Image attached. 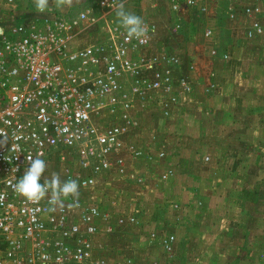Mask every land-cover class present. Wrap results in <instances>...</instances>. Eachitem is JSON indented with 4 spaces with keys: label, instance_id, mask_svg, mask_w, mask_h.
Here are the masks:
<instances>
[{
    "label": "built area",
    "instance_id": "2783aa9c",
    "mask_svg": "<svg viewBox=\"0 0 264 264\" xmlns=\"http://www.w3.org/2000/svg\"><path fill=\"white\" fill-rule=\"evenodd\" d=\"M16 2L3 0L8 15L0 14V264L154 263L129 255L130 245L119 241L142 225L139 208L116 197L105 204L101 195L116 182L144 181L131 171V158L143 150L129 133L149 105L169 115L173 98L153 97L170 91L174 56L160 59L146 50L156 29L148 18H142L143 43L129 38L119 20L108 22L116 0L68 14L36 7L24 15L15 14ZM169 2L173 9L204 10L206 0ZM243 7L260 14L264 2ZM99 21L105 28L82 41ZM261 31L253 21L249 34ZM186 81H179L184 90ZM37 156L47 165L41 182L53 175L74 179L78 197L53 204L50 192L39 202L18 194L16 179ZM152 233L149 242L159 236L158 247L171 256L173 236L161 237L160 228Z\"/></svg>",
    "mask_w": 264,
    "mask_h": 264
},
{
    "label": "rangeland",
    "instance_id": "374dc122",
    "mask_svg": "<svg viewBox=\"0 0 264 264\" xmlns=\"http://www.w3.org/2000/svg\"><path fill=\"white\" fill-rule=\"evenodd\" d=\"M215 1L190 12L181 4L173 9L169 0H116L108 15V22H118L121 4L143 19L157 15L160 19H153L163 23L166 43L195 54L193 107L175 111L170 104L165 115L149 105L136 115L138 128L129 138L143 153L131 158V171L144 179L141 186L120 181L101 195L105 204L116 197L124 206L139 208L142 225L119 241L130 245L129 255L135 258H154L152 264H264V42L261 49L253 46L260 35L249 34L259 14H250L254 19L245 25L235 0ZM95 2L48 0V8L68 14ZM2 3L5 17L8 8ZM16 6L15 14L24 15L35 10L36 0H17ZM169 18L179 23L176 35ZM105 26L99 21L95 30L81 34L82 41H90ZM239 31L243 38L237 45ZM171 34L179 40H170ZM177 58L181 91L189 58ZM235 63L238 70L230 74ZM164 93L175 102L172 90ZM159 228L161 237L173 236L171 256L158 247L159 236L153 238L156 243L149 242Z\"/></svg>",
    "mask_w": 264,
    "mask_h": 264
},
{
    "label": "crops",
    "instance_id": "0c3cea01",
    "mask_svg": "<svg viewBox=\"0 0 264 264\" xmlns=\"http://www.w3.org/2000/svg\"><path fill=\"white\" fill-rule=\"evenodd\" d=\"M209 1H212L213 2L214 0H206V2H209ZM219 1H221V0H219ZM219 1H215V2H219ZM252 3H258L259 4L260 3V0H259V2H258V0H249V1L248 0H240V1L235 2V4H237V8L234 6L235 9L237 11H241L242 16H244V19L247 20V22L245 23V25L246 24H249V22H251V20L254 19V16L253 15L251 16L249 14V16L247 17L246 14H245V12H244V7L243 6L244 5H247V4H252ZM157 10H159V7L156 8V11ZM193 10L194 9L189 8L188 11L192 12ZM154 17L155 16L153 15L152 17L148 18L150 20L149 22L152 21V24L155 25V28L156 29H155L154 34L152 35L151 44L146 48V50H148L151 53H155L157 55V57H159L160 59H162L163 56H165L164 54H171V56H174V58L176 60V63H174L173 66H172V68H173V76H174L173 79H174V82L172 83V87L170 89V91L172 90L174 92V94H176V98H175V102L174 103L171 102L172 103L171 109L173 107V109H175V111H180L184 107L185 108H188L189 105H191V107H193L192 106L193 105L192 102L190 103L189 101H192L193 100V96H192V98H190V96L195 93V91H194L195 88H194V84H193V80H192V76H193L194 72L197 69L196 68L195 54L194 53H191V52H188L187 49L183 50V48L180 45H178V44L170 43V41H168L166 43V39L168 38V35L166 34L167 31L166 30H165V32L162 31V28H163L162 27V24L163 23L160 24L161 21H156L157 19H160V18H158L157 15H156V17H155L156 20H155V19H153ZM255 19H256L255 21H259L260 24L262 25V31H261V33L257 34V35H260V36H258L256 38V42H253V43H255V44H253V46L258 45L259 49H261L262 48L261 45L264 42V11L261 12L259 15H257L255 17ZM234 22L232 24H234ZM168 23L171 25V27H169V29L172 30L173 32H175V35H176L177 30H178L177 27L179 25L178 21L174 20L173 18H169V22ZM229 23L231 24V22H229ZM174 30H176V31H174ZM235 30L236 29H234V30L232 29V32L235 31ZM239 33H240V35L235 36V38L238 40L237 43H236L237 45L241 42V39L243 38L242 32L239 31ZM177 37L178 36H175L174 37L172 35L171 38H170V40L176 39V41H178L179 39ZM260 37H262V38H260ZM233 42H235V41H233ZM250 42H252V41H250ZM229 47L232 48V49H235V46H233L232 44ZM206 51H207L208 54L210 53L209 50L206 49ZM251 51H249V53H248L249 55H251V53H250ZM224 52H226V51H224ZM221 53L222 52L219 53V58H220V55L222 56ZM228 53H229V51L226 52L225 54H228ZM232 53H233V55L236 53V56L241 55V54H239V53H237V52H235L233 50H232ZM178 56L179 57H182V58L184 56L185 60L187 58H189V67H190V69L188 67L187 62H185V65H184V68H185V71H186V76H185L186 78H185V80L187 79L186 82H187V84L189 86V89L188 90H182L181 89V91H180V88L178 87V80H179V79H177L179 77V76H177L178 75L177 70H178V67H179L178 64H177V62H178V58L177 57ZM236 63L234 65H231V68H233V70L230 72V74L233 73V72L235 74L237 72L238 69L237 70L235 69ZM160 66L163 67L164 64H161ZM194 67L196 69H194ZM188 74L191 77H189ZM188 77H189V82H188ZM177 90H178V92H176ZM160 93H162V90H157L155 92V95H154L153 99L160 98L161 96H164L163 94L161 95ZM178 93H179V97L180 98H178ZM173 104H174V106H173ZM152 107H154V106H152Z\"/></svg>",
    "mask_w": 264,
    "mask_h": 264
},
{
    "label": "clouds",
    "instance_id": "9594fccd",
    "mask_svg": "<svg viewBox=\"0 0 264 264\" xmlns=\"http://www.w3.org/2000/svg\"><path fill=\"white\" fill-rule=\"evenodd\" d=\"M36 7L40 12L48 9V0H36ZM120 23L126 29L129 38L139 39L142 43L145 35V27L143 19L130 13L124 9L123 4L119 6L116 11ZM31 161L26 168L24 174L19 179H16L15 191L26 199L39 202L49 192L51 193V203L56 204L61 202V198L78 197L79 186L78 182L74 179L61 181L59 175H53L50 180L44 179V172L46 170L45 160L39 156L29 157Z\"/></svg>",
    "mask_w": 264,
    "mask_h": 264
}]
</instances>
